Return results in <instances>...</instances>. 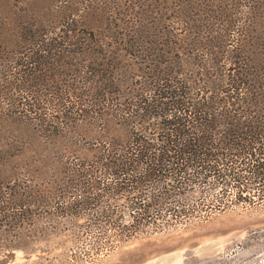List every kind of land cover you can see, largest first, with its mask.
I'll return each mask as SVG.
<instances>
[{"label":"trees","instance_id":"obj_1","mask_svg":"<svg viewBox=\"0 0 264 264\" xmlns=\"http://www.w3.org/2000/svg\"><path fill=\"white\" fill-rule=\"evenodd\" d=\"M177 1L168 20H157L167 22L170 40L152 42L161 46L157 52L151 44L141 49L149 65L138 70L135 83L111 80L113 68L102 74L86 59L78 65L79 77L87 76L80 86L26 103L29 112L55 105L62 113L50 114V127L99 121L100 128L89 132L93 142L65 150L52 165L50 214L84 218L87 227L99 229L107 250L148 229L264 198V48L227 9L198 19L189 8L194 0ZM65 26L49 38L24 36L21 52L29 56L12 58L13 66L48 69L57 60L51 55L79 53L71 48L80 44L72 35L75 24ZM174 50L187 59L169 58ZM8 190V199L0 195V225L22 220L34 203L20 188ZM106 228L114 231L109 238Z\"/></svg>","mask_w":264,"mask_h":264},{"label":"rangeland","instance_id":"obj_2","mask_svg":"<svg viewBox=\"0 0 264 264\" xmlns=\"http://www.w3.org/2000/svg\"><path fill=\"white\" fill-rule=\"evenodd\" d=\"M121 1L124 8L117 6ZM177 4V0H0V195L8 199V189L17 187L34 202L22 220L0 225L2 264H264V198L260 196L251 197L254 205L233 204L206 219L194 217L148 229L109 250L104 249L99 229L87 227L84 218L50 214V186L56 182L52 165L61 161L65 150L93 142L89 132L98 130L100 123L75 119L70 125L50 127V114L62 112L55 105L29 112L26 103L34 99L41 103L54 97L50 91L59 94L80 86L87 76L79 77L78 65L86 59L102 74L113 68L111 80L135 83L138 70L149 65L141 49L170 40L167 22L157 20H168ZM193 6L189 5L190 11L198 19L208 18L215 9H227L239 26L250 29L257 47L264 48V0H194ZM68 22L75 24L72 35L80 44L71 48L79 53L51 55L57 60L48 69L13 66L12 58L29 56L21 52L24 36L32 32L49 38L61 33ZM160 47L155 45V51ZM177 52H168L169 58H186ZM64 62L70 67H62ZM15 97L19 103L13 102ZM41 118L47 119L45 123ZM113 232L106 228L105 236ZM8 243L18 247H1Z\"/></svg>","mask_w":264,"mask_h":264},{"label":"built area","instance_id":"obj_3","mask_svg":"<svg viewBox=\"0 0 264 264\" xmlns=\"http://www.w3.org/2000/svg\"><path fill=\"white\" fill-rule=\"evenodd\" d=\"M262 263H264V262H262ZM261 264V263H260Z\"/></svg>","mask_w":264,"mask_h":264}]
</instances>
